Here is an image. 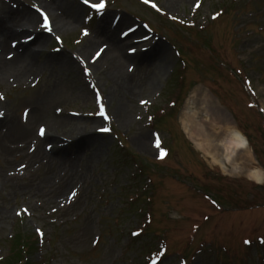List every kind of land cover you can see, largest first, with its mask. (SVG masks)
Here are the masks:
<instances>
[{"label": "rangeland", "instance_id": "374dc122", "mask_svg": "<svg viewBox=\"0 0 264 264\" xmlns=\"http://www.w3.org/2000/svg\"><path fill=\"white\" fill-rule=\"evenodd\" d=\"M153 1L159 4L161 11L149 8L143 0H109L113 5L109 8L113 10L111 13L120 11L127 15L132 20L129 25L136 23L137 18L147 20L170 39V43L163 40L169 61H157L154 65L157 70L149 73L156 75L158 71L157 76L149 80L148 67L143 71L136 69L137 80L143 77L145 82L143 88L132 94L119 91L117 98L127 102L128 108L127 122L121 116L116 117L117 132L123 137L124 145L115 136L95 132L101 123H94L97 102L92 91L83 98H68L56 111L67 118L70 125L53 126L49 134L75 138L78 130L87 129L107 145L84 148L79 154L68 155V161L66 157L54 158L45 151L36 158L30 139L21 136L13 139L9 134L0 136V264H18L12 258L25 256V242L30 244L33 264L43 261L46 264H145L147 253L157 250L162 238L169 242V251L174 254L163 264H179L178 251L189 258L193 256L190 264H264V249L252 257L239 239L247 228L259 226V231L264 232V218L255 221L257 225L253 223L257 216H264V209L250 208L254 203L264 204V185H256L244 174L253 164L256 167L259 164L264 171L262 117L248 107L251 101L264 109V0H200V7L199 0L194 4L195 0ZM222 11L220 18L212 19L214 13ZM83 19L68 31L58 30L67 43L65 54L78 52L94 36L98 22L88 23ZM177 20L187 22L192 28L183 27ZM82 27L91 34L76 48L75 40L81 36ZM7 41L9 47L10 40ZM54 43L50 38V49L54 48ZM173 44L180 49L181 59ZM35 47L42 50L40 44ZM42 53L50 55L54 51ZM44 59L46 55L40 58ZM184 59L188 63L186 69L182 64ZM228 65L236 70L235 74ZM48 69L35 86L25 80H0V112H6L4 118L0 117V134L10 130L7 123L12 117L27 124L24 112L32 109V97L51 83L48 78L52 69ZM237 70L244 75L241 77ZM76 73L72 74L74 79L83 84V71L80 70L78 76ZM244 76L248 92L243 86ZM181 78L185 80L183 85ZM99 81L109 108L116 114L118 101L111 100L108 88L112 82L105 85ZM169 81H174L177 88H169ZM196 93L202 99L210 96L211 102L191 105ZM175 98L178 107L173 118L168 114L170 101ZM159 110L166 114L156 127L158 118L153 125L155 122L150 123L148 115H158ZM184 111L193 113L197 122L207 125L209 130H212L215 114L225 123L237 121L250 137L252 149L259 151V158L255 159L249 152L252 161L243 163L237 171L233 161H223V156L218 154L217 158L226 165L221 167L214 161L216 154L206 138L196 136L193 140L183 130ZM34 124L37 138L39 123ZM155 129L173 145L171 157L162 163L155 161L151 138ZM169 130L175 132V138L170 137ZM138 135L140 141L144 137L143 145L135 142ZM132 153L148 160L146 174L137 170L134 162L139 159ZM4 172L8 177L2 176ZM197 184H210L216 197L224 198L226 203L232 197L237 199L238 205L221 215L193 190ZM153 187L166 190L165 195L159 196ZM205 210L217 215L192 244L190 226ZM147 212L151 213L152 222L145 234L133 241L131 231L143 227ZM35 227L37 233L41 228L46 233L47 242L43 247H39ZM11 234L13 238H9ZM100 235L102 239L95 244ZM149 238L151 241L147 242ZM203 238L214 241L215 245L204 250ZM227 239L233 245L225 241ZM223 244H227L229 250L219 249ZM197 250L201 251L198 255Z\"/></svg>", "mask_w": 264, "mask_h": 264}, {"label": "bare ground", "instance_id": "6f19581e", "mask_svg": "<svg viewBox=\"0 0 264 264\" xmlns=\"http://www.w3.org/2000/svg\"><path fill=\"white\" fill-rule=\"evenodd\" d=\"M27 1L29 0H0V80L1 82L33 80L37 76L46 74L48 68L51 67L52 75L48 78L51 83L48 85V88L45 87L44 91L42 90L32 97V109L27 119V124H21L17 117H12L7 123L10 130L5 131L0 136L9 134L13 139L21 136L31 141H36L37 138L33 131L36 129L34 123H39L37 128L42 124L49 127V129L50 126L67 127L70 125L67 121L68 119L58 117L55 114L57 106H62L70 97L82 98V95L86 93V86L82 84L78 88L75 84V79L71 78L74 68L78 70L77 68L80 67V57L67 54H53L49 55L45 59V62H42L40 60L41 51L33 49L32 45L34 42L37 40L38 42L39 40L44 42L48 37V34H45L42 29L41 19L43 12L41 14L40 11L44 10L50 13L51 18L56 23V27L61 31H68L82 21L85 6H82L81 2L77 3L72 0H33L37 3V6L35 9L29 10L26 9ZM21 2H25L26 8H14V4L18 3V6L19 4L21 6ZM113 24L111 16L107 15L102 18L95 31L94 38H91L83 45L79 55L91 63L94 75H97L105 85H107L108 81L112 82L108 88L110 89L111 100L113 102L118 101L115 103V105L118 104L115 108L116 114L127 122V102L123 103V99L117 98L119 91L122 90L132 94L138 88H143L145 84L143 77L137 80L132 69L135 68L138 71H143V68L148 67V74H153L157 70V67L154 66L155 61H166L167 63L169 56L166 55L168 53L166 50L167 46L160 42L155 43L143 54L129 51L131 47L121 38L122 35L116 36L117 26L119 27V25L115 26ZM26 32H29V36L32 35L34 38L27 41V38H25L27 37ZM7 39L18 41L13 49L8 48ZM157 74L158 71L156 75L149 74L148 79L156 77ZM191 100V105L210 103L209 96H205L202 99L197 93ZM216 118L219 119L218 116ZM217 119H214L215 123H211L213 124L212 130H209L206 126L197 122L193 113L185 111L182 114V126L190 138L194 140L195 136L206 138L208 140L207 144H209L211 149L213 147L215 154L221 152L227 161L232 160L234 154L238 151H240V154L247 152L249 148L247 137L239 130L218 125L217 121H220V124L221 120ZM45 138L48 140L46 142L47 145L53 144L56 141H60L62 144L65 143V139H61L60 137L55 138V136L49 133L46 134ZM138 138L139 135L136 137L137 140L135 142H141L140 145H143L144 137L141 141ZM87 142L89 143V147L97 146L98 144L104 145L103 141L89 134L83 139L77 140L73 145L71 144V148L67 147L64 149V152H57L53 156L54 158L66 157L70 161L68 155L79 153L87 145ZM42 146L41 143L37 145L36 158L44 154ZM59 148L63 149V146ZM244 156L246 158V154ZM237 159L239 161L240 157ZM214 161L218 162L215 156ZM2 176L4 178L7 177L5 172ZM249 176L254 181L260 182L264 174L259 170L253 169L250 170Z\"/></svg>", "mask_w": 264, "mask_h": 264}, {"label": "snow or ice", "instance_id": "6c2138e0", "mask_svg": "<svg viewBox=\"0 0 264 264\" xmlns=\"http://www.w3.org/2000/svg\"><path fill=\"white\" fill-rule=\"evenodd\" d=\"M85 2H88V0H85ZM92 6L98 8V9H103L106 6V4L104 2H101L99 4H94ZM45 19H47V14H45ZM50 30L51 29L49 28V31Z\"/></svg>", "mask_w": 264, "mask_h": 264}]
</instances>
